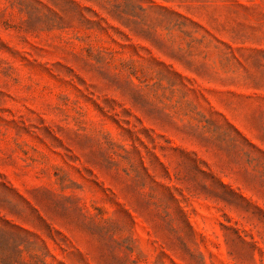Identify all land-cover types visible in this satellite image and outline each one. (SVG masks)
I'll use <instances>...</instances> for the list:
<instances>
[{"label": "rangeland", "instance_id": "obj_1", "mask_svg": "<svg viewBox=\"0 0 264 264\" xmlns=\"http://www.w3.org/2000/svg\"><path fill=\"white\" fill-rule=\"evenodd\" d=\"M0 264H264V0H0Z\"/></svg>", "mask_w": 264, "mask_h": 264}]
</instances>
